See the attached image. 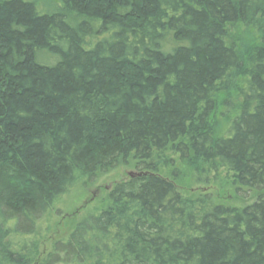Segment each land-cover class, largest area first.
Masks as SVG:
<instances>
[{
	"label": "trees",
	"instance_id": "obj_1",
	"mask_svg": "<svg viewBox=\"0 0 264 264\" xmlns=\"http://www.w3.org/2000/svg\"><path fill=\"white\" fill-rule=\"evenodd\" d=\"M57 2L0 0V264H264V0Z\"/></svg>",
	"mask_w": 264,
	"mask_h": 264
},
{
	"label": "rangeland",
	"instance_id": "obj_2",
	"mask_svg": "<svg viewBox=\"0 0 264 264\" xmlns=\"http://www.w3.org/2000/svg\"><path fill=\"white\" fill-rule=\"evenodd\" d=\"M35 5L40 13L53 12L55 7L58 6L57 0H25ZM135 172L131 165H121L108 173L107 175L99 178L93 185L84 186L83 181H78L71 191L62 197L60 201L54 206L52 212L44 218L40 223V234L42 237L40 251L45 254L49 250L51 242L61 238L63 233L68 229L70 223L85 214L96 213L104 206V198L112 185L116 182L125 180L127 174ZM163 172H166L163 171ZM164 175V174H163ZM201 187V186H200ZM205 191H216L217 184H210L209 186H202ZM195 185L192 183L190 189H194ZM207 189V190H206ZM259 193L256 191H248L245 200L237 197V201L233 199L234 193L232 191L223 192L222 197H226L233 204L244 205L253 201ZM264 194V192H263Z\"/></svg>",
	"mask_w": 264,
	"mask_h": 264
},
{
	"label": "water",
	"instance_id": "obj_3",
	"mask_svg": "<svg viewBox=\"0 0 264 264\" xmlns=\"http://www.w3.org/2000/svg\"><path fill=\"white\" fill-rule=\"evenodd\" d=\"M135 175H136V173H134V172H130V173L127 174V177L132 178V177H134Z\"/></svg>",
	"mask_w": 264,
	"mask_h": 264
}]
</instances>
